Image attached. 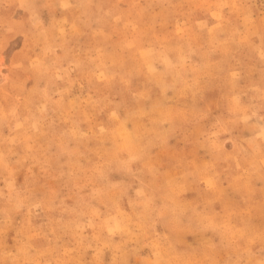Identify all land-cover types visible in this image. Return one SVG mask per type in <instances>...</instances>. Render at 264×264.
Instances as JSON below:
<instances>
[{"label": "rangeland", "instance_id": "1", "mask_svg": "<svg viewBox=\"0 0 264 264\" xmlns=\"http://www.w3.org/2000/svg\"><path fill=\"white\" fill-rule=\"evenodd\" d=\"M0 264H264V0H0Z\"/></svg>", "mask_w": 264, "mask_h": 264}]
</instances>
